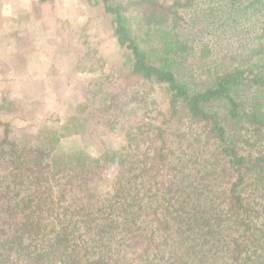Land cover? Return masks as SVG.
<instances>
[{
    "label": "trees",
    "instance_id": "trees-1",
    "mask_svg": "<svg viewBox=\"0 0 264 264\" xmlns=\"http://www.w3.org/2000/svg\"><path fill=\"white\" fill-rule=\"evenodd\" d=\"M84 1L126 56L113 100L89 105L122 136L94 158L84 122L47 143L0 118V264H264L263 0H230L226 33L258 22L238 55L196 36L208 0ZM108 166L114 185L92 193Z\"/></svg>",
    "mask_w": 264,
    "mask_h": 264
},
{
    "label": "rangeland",
    "instance_id": "rangeland-1",
    "mask_svg": "<svg viewBox=\"0 0 264 264\" xmlns=\"http://www.w3.org/2000/svg\"><path fill=\"white\" fill-rule=\"evenodd\" d=\"M228 1L227 5L208 0L198 15L196 36H203L204 47L213 54L227 51L238 55L254 42L252 31L258 22L253 16L251 23L234 25L237 34L226 33L227 24L222 27L232 19ZM125 62L126 56L111 36L109 18L98 6L84 0L42 4L38 0H0V118L11 125L14 134L25 130L34 142L42 137L52 143L59 141L57 130L65 122H84L74 138L88 155L99 158L122 134L97 124L98 113L89 105L93 96L113 100L112 93L121 86L113 89L110 82L119 75L124 79L128 73ZM90 69L96 71L94 80ZM3 99L12 103L14 111L5 113ZM78 102L83 104L80 111ZM104 172L101 180L90 182L92 193L102 194L114 185L117 168L108 166Z\"/></svg>",
    "mask_w": 264,
    "mask_h": 264
}]
</instances>
